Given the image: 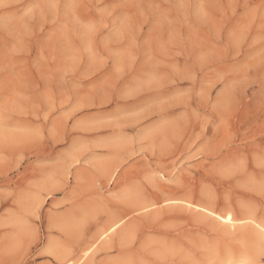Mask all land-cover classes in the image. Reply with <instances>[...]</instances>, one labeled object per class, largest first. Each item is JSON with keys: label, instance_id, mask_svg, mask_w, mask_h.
<instances>
[{"label": "rangeland", "instance_id": "obj_1", "mask_svg": "<svg viewBox=\"0 0 264 264\" xmlns=\"http://www.w3.org/2000/svg\"><path fill=\"white\" fill-rule=\"evenodd\" d=\"M168 199L264 226V0H0V264L261 245Z\"/></svg>", "mask_w": 264, "mask_h": 264}, {"label": "bare ground", "instance_id": "obj_2", "mask_svg": "<svg viewBox=\"0 0 264 264\" xmlns=\"http://www.w3.org/2000/svg\"><path fill=\"white\" fill-rule=\"evenodd\" d=\"M163 204L166 205L167 208L168 207L169 208H180V209H184L185 211L191 212L193 214L195 213L197 215H200L206 219H209L216 226H220V227L226 229L227 231L234 232V231H236V230H238L244 226L249 227L250 229H252L253 232L256 233L257 240H259V242L261 243V245H259V247L254 248V256H252V255L242 256L241 255L242 257L240 258L239 261H234L236 259L233 260L231 257H228V258L219 260L218 264H258V263H256L257 261H259L258 257L260 255H262L264 252V226H263V224L261 225L262 222L259 224L258 222H256V220H254L256 218V217H253L254 214L252 216L254 219H251V218L250 219H248V218L247 219H245V218L244 219H241V218L236 219V217L232 214V212L231 213L228 212L225 214H219V213L215 212L214 211L215 209L213 210L212 207H209L206 205L195 204L194 200H192V199H185V200L184 199L183 200L168 199V200H165L163 202ZM154 207H155L154 204L143 205L140 208H138V211L139 212L140 211L141 212L142 211L147 212ZM238 215H239V213H238ZM229 217H231L230 221L228 219ZM242 217H244V216H242ZM257 219H258V217H257ZM121 223H122L121 220L120 221H114V223H112V224L109 223L111 225L108 228L106 227V229L102 233L99 234L96 243L98 244V242L100 243L101 241L106 240V239L108 241L109 240L108 238L111 235L113 236V234L116 232V230L120 227ZM245 223H247V224L245 225ZM252 231H251V233H252ZM255 242H256V240H255ZM94 247L97 248V246H95V244L93 243V245L83 253V255L80 257V259L76 263H73L72 261H68L67 264H78V263H81L82 260L85 261L84 259L85 258L87 259V257L91 254V251H94L93 250ZM95 251H96V249H95ZM65 261H66V259H65Z\"/></svg>", "mask_w": 264, "mask_h": 264}, {"label": "snow or ice", "instance_id": "obj_3", "mask_svg": "<svg viewBox=\"0 0 264 264\" xmlns=\"http://www.w3.org/2000/svg\"><path fill=\"white\" fill-rule=\"evenodd\" d=\"M228 219H229V221H230V220H231V217H229Z\"/></svg>", "mask_w": 264, "mask_h": 264}]
</instances>
